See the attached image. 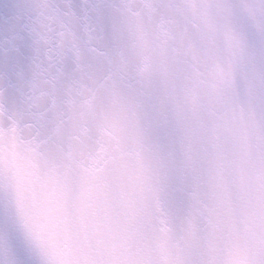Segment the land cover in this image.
<instances>
[{
	"label": "snow or ice",
	"instance_id": "1",
	"mask_svg": "<svg viewBox=\"0 0 264 264\" xmlns=\"http://www.w3.org/2000/svg\"><path fill=\"white\" fill-rule=\"evenodd\" d=\"M0 264H264V0H0Z\"/></svg>",
	"mask_w": 264,
	"mask_h": 264
}]
</instances>
